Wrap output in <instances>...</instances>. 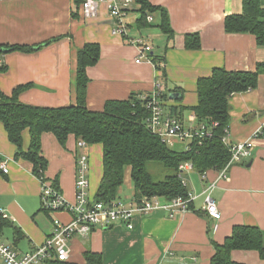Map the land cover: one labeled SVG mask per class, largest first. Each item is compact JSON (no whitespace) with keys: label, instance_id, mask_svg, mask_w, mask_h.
Instances as JSON below:
<instances>
[{"label":"crops","instance_id":"obj_1","mask_svg":"<svg viewBox=\"0 0 264 264\" xmlns=\"http://www.w3.org/2000/svg\"><path fill=\"white\" fill-rule=\"evenodd\" d=\"M148 1L168 11L174 38L169 39L157 27L158 15L153 16L151 25L139 27L137 5L128 12L129 36L143 38L153 46V56L163 60V69L158 72L144 59L137 63L139 49L112 33L113 19L103 4L97 17L84 19L76 0L0 2V46L33 48L28 53H7L0 60L7 66L0 73V91L12 95L24 86L19 96L23 104L52 108L75 105L77 53L88 43H98L101 58L87 69V106L91 111H102L109 100L150 94L155 82L161 81L170 94L182 90L177 92L180 100L165 102L164 112L179 115L188 125L192 112L181 111L197 105L196 84L200 78L209 76L214 68L254 72L258 64H264V47L257 45L255 37L225 30L226 17L243 12V0ZM194 33L201 36V48L191 51L185 47V37ZM53 39L58 40L45 45ZM230 105V143L246 142L260 131L249 158L234 164L225 179H220L217 171H208L206 179L195 170L186 171V187L194 196L189 213L175 218L162 211L136 215L133 229L125 224L100 226L88 237L70 242L67 262L88 264L84 254L91 251L101 255V264H211L213 243L223 244L235 226L259 228L264 242V74L255 90L233 95ZM29 143L26 131L25 150ZM77 143L74 136L65 148L52 134L42 139V154L49 163L46 176L58 180L62 194L71 202L76 196ZM15 152L0 122V159L9 170L7 175L0 174V209L23 233V238L15 242L14 229L6 228L0 240L24 253L45 242L53 231V219L67 223L71 216L60 212L53 217V213L42 211L41 182L32 164L16 160ZM86 152L90 157V195L95 197L102 177V149L92 145ZM127 170V187L120 189L118 201L129 205L134 190L131 171ZM212 183L216 188L211 197L222 215L219 221L204 212L206 190ZM231 258L240 264H264L257 251L235 250Z\"/></svg>","mask_w":264,"mask_h":264},{"label":"trees","instance_id":"obj_2","mask_svg":"<svg viewBox=\"0 0 264 264\" xmlns=\"http://www.w3.org/2000/svg\"><path fill=\"white\" fill-rule=\"evenodd\" d=\"M83 0H76L80 7ZM139 6V27L151 25L148 16L158 15L157 27L169 39H173L168 11L152 5L148 0H134ZM225 30L229 34H250L255 37L257 45L264 47V0H243V12L229 15L225 19ZM59 39V38H58ZM58 39H53L50 44ZM185 47L194 51L201 48L199 33L185 37ZM33 51L32 47L21 45H1L0 60L10 52ZM101 58V47L98 43H88L77 53L76 104L68 107H38L20 102L19 96L26 87L14 90L12 95L0 91V122L3 124L9 141L16 147L14 158L32 164L37 177L46 175L48 161L42 154V139L45 134L55 136L64 148L71 136L82 140L87 146H100L102 149V177L95 200L111 203L120 198V189L125 182L127 169L131 171L134 200L157 197L164 202L178 198L188 199L189 191L183 179L180 167L192 163L194 170L201 176L208 171L220 172L231 160V152L223 143L225 130L230 126V101L233 95L247 93L258 87L259 77L264 74V64H258L254 72L229 71L225 68H214L207 77L197 81V105L182 108L183 112H192L197 117V125L212 133L211 136L194 135L188 149L178 151L169 147L162 139L153 134L146 125L150 110L146 108L145 95L131 94L124 100H109L102 111H91L87 106L89 78L87 69L98 64ZM7 70L0 64V73ZM171 92V91H170ZM170 92L166 90L159 100L165 110V102L170 101ZM182 90L175 89L173 93ZM152 93L146 94L150 97ZM167 114V113H165ZM180 121L183 118L176 114H167ZM28 131L30 143L27 150L23 146L24 132ZM0 159V164L2 163ZM150 164H158L163 170V180L155 181L148 169ZM0 174H3L0 168ZM4 175V174H3ZM54 185L59 189L58 180ZM192 204L190 207L192 208ZM43 212L52 213L42 208ZM6 228H13L15 242L23 238L22 231L4 217L0 209V234ZM215 249L211 264H240L234 262L231 254L235 250L257 251L264 259L263 233L257 227L235 226L232 235L223 244L213 243ZM88 264H101V255L87 251L84 254ZM53 264H74L54 262Z\"/></svg>","mask_w":264,"mask_h":264},{"label":"built area","instance_id":"obj_3","mask_svg":"<svg viewBox=\"0 0 264 264\" xmlns=\"http://www.w3.org/2000/svg\"><path fill=\"white\" fill-rule=\"evenodd\" d=\"M17 0H0V2H13ZM106 6L110 16L113 19L112 33L128 43L135 45L139 49L137 63L143 59L154 66L158 72L163 68V60L153 56V46L147 43L143 38H132L129 36L130 27L127 21L129 10L135 5L134 0H83L80 6V12L84 19L97 17L100 5ZM148 23H153L154 18L148 16ZM161 81L155 82V87L150 97L141 96L147 100L146 108L150 110V115L146 119L147 128L155 135H158L169 147H176L177 142L189 143L194 135L211 136L210 131L204 130L197 125V117L194 113L189 116L188 125L176 117L165 114L162 104L159 100L163 95L165 88ZM231 135V126L225 130L223 143L231 152V160L225 169L219 172V178L225 179L229 169L234 164H241L251 155L254 150V140L260 136V131L246 142L232 144L229 142ZM79 153L77 154V173H76V196L75 201L67 200L54 185V181L48 179L46 175L37 177L42 185L41 202L42 208L52 213L65 212L71 216L69 222L65 223L58 218L53 219V231L45 242L34 247L28 252L21 253L0 240V259L4 264H53L54 262H67L70 258V242L76 237H88L98 227H112L119 224H125L129 229H133L132 220L136 215H149L154 212L162 211L169 214L170 218L189 213L190 205L194 201V196L189 193L188 199L178 198L172 201L164 202L154 197L144 198L142 201L132 200V203L126 205L120 201L104 203L95 200L90 195V157L86 152L88 146L82 140L77 143ZM188 147V146H187ZM186 147V149H188ZM185 149V150H186ZM3 174L7 175L9 170L4 163L0 164ZM180 170L193 171L194 166L188 162L180 167ZM206 179V174L201 176ZM216 188V183H212L206 190L204 212L209 218L221 220V212L211 197V193ZM134 198V197H133ZM4 214V213H3ZM5 218H8L4 214Z\"/></svg>","mask_w":264,"mask_h":264},{"label":"rangeland","instance_id":"obj_4","mask_svg":"<svg viewBox=\"0 0 264 264\" xmlns=\"http://www.w3.org/2000/svg\"><path fill=\"white\" fill-rule=\"evenodd\" d=\"M189 144V142L188 141H186L185 142V144H180V145H176V150H178V151H182V150H185L186 149V146ZM148 169H149V171L151 172V174H152V176H153V178H154V180L155 181H160V180H163V178H164V176H163V170H162V168H160V166L158 165V164H150L149 166H148ZM128 171V170H127ZM163 172V173H162ZM127 174V173H126ZM130 176V174L128 173V177ZM182 176H183V179H187L186 177H187V172L185 171L183 174H182ZM127 187V184H124V186H123V188H126ZM54 214H56V213H53L52 215H53V217H55L54 216ZM7 230V229H6ZM9 230V229H8ZM8 242V241H7ZM1 259H0V263H1Z\"/></svg>","mask_w":264,"mask_h":264},{"label":"water","instance_id":"obj_5","mask_svg":"<svg viewBox=\"0 0 264 264\" xmlns=\"http://www.w3.org/2000/svg\"><path fill=\"white\" fill-rule=\"evenodd\" d=\"M181 97H182L181 94H178V93H171L169 96L170 100H173V101L180 100Z\"/></svg>","mask_w":264,"mask_h":264}]
</instances>
